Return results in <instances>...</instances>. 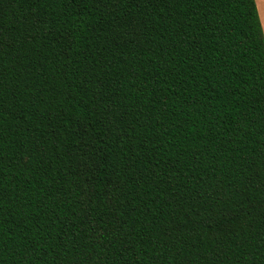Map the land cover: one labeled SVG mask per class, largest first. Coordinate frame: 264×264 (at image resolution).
Wrapping results in <instances>:
<instances>
[{
    "label": "trees",
    "instance_id": "trees-1",
    "mask_svg": "<svg viewBox=\"0 0 264 264\" xmlns=\"http://www.w3.org/2000/svg\"><path fill=\"white\" fill-rule=\"evenodd\" d=\"M0 264H264L255 0H0Z\"/></svg>",
    "mask_w": 264,
    "mask_h": 264
},
{
    "label": "rangeland",
    "instance_id": "rangeland-1",
    "mask_svg": "<svg viewBox=\"0 0 264 264\" xmlns=\"http://www.w3.org/2000/svg\"><path fill=\"white\" fill-rule=\"evenodd\" d=\"M257 5V10L259 14V18L262 24L263 32H264V0H255Z\"/></svg>",
    "mask_w": 264,
    "mask_h": 264
}]
</instances>
